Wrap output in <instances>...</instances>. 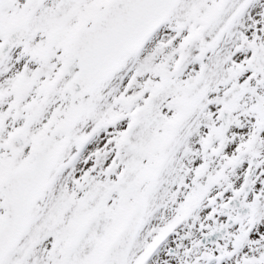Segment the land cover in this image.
<instances>
[{
    "label": "snow or ice",
    "instance_id": "snow-or-ice-1",
    "mask_svg": "<svg viewBox=\"0 0 264 264\" xmlns=\"http://www.w3.org/2000/svg\"><path fill=\"white\" fill-rule=\"evenodd\" d=\"M0 264H264V0H0Z\"/></svg>",
    "mask_w": 264,
    "mask_h": 264
}]
</instances>
